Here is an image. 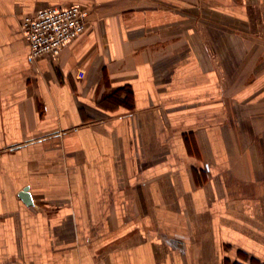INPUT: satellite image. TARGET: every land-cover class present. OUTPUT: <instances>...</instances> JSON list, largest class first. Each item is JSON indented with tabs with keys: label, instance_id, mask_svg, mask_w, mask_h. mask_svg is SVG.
Returning <instances> with one entry per match:
<instances>
[{
	"label": "crops",
	"instance_id": "obj_1",
	"mask_svg": "<svg viewBox=\"0 0 264 264\" xmlns=\"http://www.w3.org/2000/svg\"><path fill=\"white\" fill-rule=\"evenodd\" d=\"M0 264H264V0H0Z\"/></svg>",
	"mask_w": 264,
	"mask_h": 264
},
{
	"label": "built area",
	"instance_id": "obj_2",
	"mask_svg": "<svg viewBox=\"0 0 264 264\" xmlns=\"http://www.w3.org/2000/svg\"><path fill=\"white\" fill-rule=\"evenodd\" d=\"M86 12L78 5L41 9L24 16L21 32L30 50V59L56 58L69 41L87 28Z\"/></svg>",
	"mask_w": 264,
	"mask_h": 264
},
{
	"label": "water",
	"instance_id": "obj_3",
	"mask_svg": "<svg viewBox=\"0 0 264 264\" xmlns=\"http://www.w3.org/2000/svg\"><path fill=\"white\" fill-rule=\"evenodd\" d=\"M21 198H23L22 200L30 199V197H29L27 194H25V193H23V194L21 195ZM27 203H28V202H27Z\"/></svg>",
	"mask_w": 264,
	"mask_h": 264
}]
</instances>
